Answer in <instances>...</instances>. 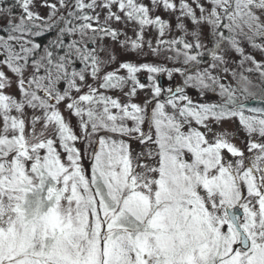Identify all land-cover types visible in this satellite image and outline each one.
Masks as SVG:
<instances>
[{
    "label": "snow or ice",
    "instance_id": "6c2138e0",
    "mask_svg": "<svg viewBox=\"0 0 264 264\" xmlns=\"http://www.w3.org/2000/svg\"><path fill=\"white\" fill-rule=\"evenodd\" d=\"M0 264H264V0H0Z\"/></svg>",
    "mask_w": 264,
    "mask_h": 264
}]
</instances>
